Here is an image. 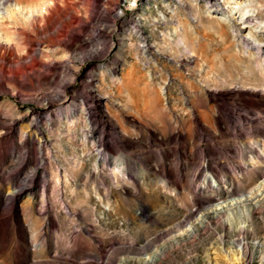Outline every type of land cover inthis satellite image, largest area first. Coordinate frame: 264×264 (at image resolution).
<instances>
[{
  "label": "rangeland",
  "instance_id": "rangeland-1",
  "mask_svg": "<svg viewBox=\"0 0 264 264\" xmlns=\"http://www.w3.org/2000/svg\"><path fill=\"white\" fill-rule=\"evenodd\" d=\"M215 1L0 0V264H264V0Z\"/></svg>",
  "mask_w": 264,
  "mask_h": 264
},
{
  "label": "bare ground",
  "instance_id": "bare-ground-1",
  "mask_svg": "<svg viewBox=\"0 0 264 264\" xmlns=\"http://www.w3.org/2000/svg\"><path fill=\"white\" fill-rule=\"evenodd\" d=\"M209 3L212 6L216 5V1L215 0H209ZM30 41H32V40L30 39ZM31 44H32V42H31ZM126 82L129 83L130 80H127ZM160 100H161L160 96L156 93L154 105L148 106V107H150L149 109L145 108V107L138 108L139 107L138 106L137 109H136L137 114H139L142 117H146V118L147 117L154 118L155 116L164 117L165 115L168 116L167 113L170 114V109L167 108V107H161ZM160 110H161V112H160ZM184 111H185L184 113H187V115H188L187 117L191 116L192 117V122L195 123L198 126L197 128H195V131H194L195 135L197 137L204 135L203 131H201V129H198V128H202L203 122L204 121H208L210 118L212 120H214L215 116H218L216 122L220 124V127H226L227 123H228L225 118L229 117V111L227 110V108L223 104L218 105L217 108H211V109H199V110H196V108H194V107H188ZM170 119L171 120H168V118L166 116L164 117V121L166 123H170V124L171 123H176V122H178L180 120H184V118H179L178 120L177 119H173L172 116L170 117ZM107 131H108L107 122L106 121H102L101 130H100V133H99L98 141L100 142V144L104 148H107L109 146L107 138H106L108 136V135L106 136V133H108ZM169 133H170V135L166 139L161 138L160 141L161 142H167V143H169L168 145H170L172 142H178V140L182 137V134L180 132H177L176 130H172ZM157 138L159 139L160 137L157 136ZM172 147L173 146H170V148H172ZM103 151H105V150H103ZM7 205L9 207V202H8ZM240 244H242V246H245L244 242H240Z\"/></svg>",
  "mask_w": 264,
  "mask_h": 264
},
{
  "label": "clouds",
  "instance_id": "clouds-1",
  "mask_svg": "<svg viewBox=\"0 0 264 264\" xmlns=\"http://www.w3.org/2000/svg\"><path fill=\"white\" fill-rule=\"evenodd\" d=\"M0 39H2L3 42H5L7 44H10V45L16 44V45H18V41H17V39H16V37H15V35L13 33H10V32L9 33H5L2 36H0Z\"/></svg>",
  "mask_w": 264,
  "mask_h": 264
}]
</instances>
